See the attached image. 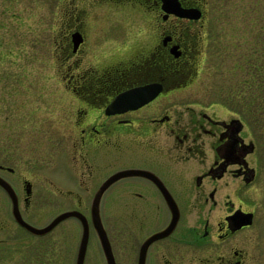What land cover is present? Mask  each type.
Masks as SVG:
<instances>
[{"label":"flooded vegetation","instance_id":"1","mask_svg":"<svg viewBox=\"0 0 264 264\" xmlns=\"http://www.w3.org/2000/svg\"><path fill=\"white\" fill-rule=\"evenodd\" d=\"M61 1L58 79L75 105L71 140L49 157L55 176L23 175L19 186L1 173L14 168L0 164V174L30 225L45 229L71 210L85 218L72 214L39 233L17 219L0 185L11 202L0 207V264H77L82 254L83 264H112L92 210L118 171L99 201L113 264H264V139L256 136L264 121L252 94L242 106L240 88L222 81L246 58L254 73L255 51L241 53L235 34L246 43L248 33L253 46L255 19L247 31L212 13L210 0ZM242 80L253 91L255 77ZM58 195L67 206L42 222Z\"/></svg>","mask_w":264,"mask_h":264},{"label":"rangeland","instance_id":"2","mask_svg":"<svg viewBox=\"0 0 264 264\" xmlns=\"http://www.w3.org/2000/svg\"><path fill=\"white\" fill-rule=\"evenodd\" d=\"M61 0H0V164L14 168V172L1 173L22 186L19 178L29 176L42 178L57 175V162L52 159L56 144H67L71 138L72 125L69 115L75 108L73 100L59 85L56 35L63 5ZM212 13L233 16V23L246 25L255 19V43L250 46L248 33L238 42L241 53L255 51L254 73H249L247 58L245 67L231 78L223 80L240 88L238 97L242 106L253 99L254 114L264 121V0H210ZM244 42V43H243ZM237 44V43H236ZM241 55V54H240ZM240 57V56H239ZM240 58V62L243 64ZM229 66V64H228ZM255 77L253 91L242 78ZM215 80V85H217ZM245 92V93H243ZM262 118V121L261 119ZM257 140L264 139V123L256 126ZM50 157V158H49ZM40 182V180H38ZM42 222L67 206L62 195L49 198ZM11 202L0 187V207ZM38 205V204H37ZM36 202L33 210L38 208ZM264 211V205H260ZM105 216V212L103 213ZM106 218V217H105ZM74 219V218H72ZM261 221H264L262 218ZM264 242V224L261 225ZM37 243L42 241L36 236ZM73 264V263H72ZM94 264H105L100 257Z\"/></svg>","mask_w":264,"mask_h":264},{"label":"water","instance_id":"3","mask_svg":"<svg viewBox=\"0 0 264 264\" xmlns=\"http://www.w3.org/2000/svg\"><path fill=\"white\" fill-rule=\"evenodd\" d=\"M176 9V8H175ZM173 11H176L178 13H181V14H184V10L182 9H177V10H173ZM159 91V89H156L155 92H153L154 94L157 93ZM153 93H150V90L149 91H145L144 93H142L137 99H135L131 105H140L142 103H144L145 101H147L148 99H150L154 94ZM131 102V100H130ZM10 169H12V167H8ZM123 173V171H118L116 173H114L113 175H111L104 183L103 185L99 188V190L97 191L96 195L94 196V199H93V210H92V214H93V220H94V223H95V226H96V229L99 233V236H100V239H101V242L103 244V247L106 251V254L108 256V259L110 260V262L113 264L114 262L111 261V254H110V241L108 239V236H107V233L104 229V226L102 224V219H101V216H100V212H99V201H100V197L104 191V189L114 180L116 179L119 175H121ZM0 185L6 189V191L8 192V194L11 196V198L13 199V210H14V213L17 217V219L19 221H21L22 223L26 224L27 226H29L32 230L34 231H37L39 233H42L44 230L46 229H49L50 227H52L57 221L61 220L62 218H65L69 215H72V214H76V215H79L81 218H85V216L81 213V212H78V211H75V210H71V211H64L62 213H60L59 215H57L53 221L51 222V224L47 227V228H38L36 226H33V225H30L27 221H25L21 216H20V213H19V208H18V202H17V192H16V189L15 187L13 186V184L8 180L6 179L4 176H2L0 174ZM27 188V187H26ZM250 221V219H247L246 220V223ZM87 237H88V225L86 224V227H85V232H84V236H83V239H84V242L87 240ZM82 253H84L82 251ZM77 264H83V254L81 255V257L78 259L77 261Z\"/></svg>","mask_w":264,"mask_h":264}]
</instances>
